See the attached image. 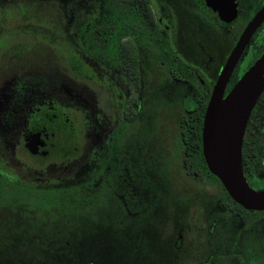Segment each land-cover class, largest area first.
Returning a JSON list of instances; mask_svg holds the SVG:
<instances>
[{
	"label": "flooded vegetation",
	"instance_id": "1",
	"mask_svg": "<svg viewBox=\"0 0 264 264\" xmlns=\"http://www.w3.org/2000/svg\"><path fill=\"white\" fill-rule=\"evenodd\" d=\"M245 1L0 0V17L7 7L22 8L8 13L13 30L0 32V40L9 41L0 49V197L8 195L12 198L8 204L17 207V195L35 192L33 210L40 208L37 191L64 194L66 199L70 194L65 191L99 177L96 171L115 153V146L113 164L118 170L120 157L126 155L120 146L134 125L142 96L161 85L183 94V86L195 81L200 93L193 108H180L183 103L175 98L180 110L181 168L191 182L214 187L217 196L205 204L190 191V203L178 214L185 219L179 225L181 232L171 243L183 255L181 264H247L248 259L264 255V210H242L230 203L216 181L201 175L191 159L185 169L180 139L184 115L194 112L206 94L207 102L240 32L264 4V0H250L248 5ZM237 19L239 24L233 25ZM195 24L226 52L220 64L217 59L208 60L212 65L200 58L182 59L181 28ZM40 43L52 55L44 64L35 63L26 52ZM263 50L264 20L237 60L223 95ZM155 69L160 71L157 82H153ZM198 71L206 82L196 80ZM242 142L243 176L251 188L264 189V88L248 116ZM122 169L133 202L135 183L130 175L136 169Z\"/></svg>",
	"mask_w": 264,
	"mask_h": 264
},
{
	"label": "rangeland",
	"instance_id": "2",
	"mask_svg": "<svg viewBox=\"0 0 264 264\" xmlns=\"http://www.w3.org/2000/svg\"><path fill=\"white\" fill-rule=\"evenodd\" d=\"M251 2L247 0L244 4ZM3 11L6 16L0 17L4 21L0 32L9 33L13 26L8 24V13L22 11V8L7 7ZM239 22L237 19L233 25ZM181 29L179 47L185 62L200 58L212 65L208 60L217 59L218 64L223 61L224 49L216 40L207 39L198 25ZM8 43L2 38L0 49ZM26 52L33 55L32 61L41 64L50 61L52 56L43 43L35 50L26 48ZM154 74L153 82H157L160 71L155 69ZM196 80L207 81L201 71ZM198 84L194 81L190 87L184 85L183 94H174L172 88L161 85L155 92L142 96L135 108L134 125L120 146L123 147L120 153L125 149L126 155L120 157L118 170L113 164L117 154L115 146L113 156L107 157L96 171L99 177H90L80 183L78 189L64 192L70 194L68 198L76 193L78 206L69 204L62 212L54 210L56 215L51 216L33 210L35 192L32 198L25 193L17 195V207L8 204L12 198L1 195L0 264H181L183 255L171 242L181 232L179 225L185 219L178 218V214L190 203L193 195L190 191L193 190L205 204L217 196L214 187L191 182L181 168L180 110L175 98L182 101L180 108H193L194 99L200 93ZM123 167L136 169L135 175H130V181L135 183L133 202L128 198L129 179ZM116 171L120 174L117 179ZM99 180L103 184L97 185ZM2 184L7 185L6 182ZM37 194L49 193L37 191ZM189 236L186 233V237ZM247 264H264V255L257 260L248 259Z\"/></svg>",
	"mask_w": 264,
	"mask_h": 264
},
{
	"label": "water",
	"instance_id": "3",
	"mask_svg": "<svg viewBox=\"0 0 264 264\" xmlns=\"http://www.w3.org/2000/svg\"><path fill=\"white\" fill-rule=\"evenodd\" d=\"M264 20V4L252 15L225 59L209 94L201 121L205 166L227 195L245 210H264V189L254 190L241 170V142L250 111L264 88V50L223 95L231 72L251 35Z\"/></svg>",
	"mask_w": 264,
	"mask_h": 264
},
{
	"label": "trees",
	"instance_id": "4",
	"mask_svg": "<svg viewBox=\"0 0 264 264\" xmlns=\"http://www.w3.org/2000/svg\"><path fill=\"white\" fill-rule=\"evenodd\" d=\"M184 71H186V65H184ZM207 95L203 98L197 101L199 103V106L195 108V111L192 112L189 115H184L182 119V128L180 129V139L183 141V154H184V168L188 169L189 166L186 164L188 159H191V162L194 163V166L199 169L200 174L203 176L209 175L212 177L220 189L223 191L224 195L228 200H230V203L237 205L231 198L227 195V193L224 191L222 185L217 180L215 176L209 173L207 170L202 154H201V145H200V130H201V121H202V114L205 107V102L207 99ZM251 112V111H250ZM244 156V149H243V142L241 144V155H240V162H241V170H242V159ZM243 173V172H242ZM246 180V179H245ZM247 182V180H246ZM248 183V182H247ZM249 185V184H248ZM80 186H76L74 188H79ZM254 190H260L263 188H259V186H255V188H252ZM71 198H66L64 194H45L42 196H38L39 202L37 203V206L40 207L38 210H35V212H45L47 215L54 216L56 215L53 211L58 210L62 212L64 208H66L69 204L78 206L79 202L76 199V193H74ZM28 196V195H26ZM32 198V196H30ZM30 202L33 203V201L30 199ZM30 204V203H29ZM240 207L239 205H237ZM241 208V207H240ZM242 209V208H241ZM244 210V209H242ZM257 212V211H255Z\"/></svg>",
	"mask_w": 264,
	"mask_h": 264
}]
</instances>
